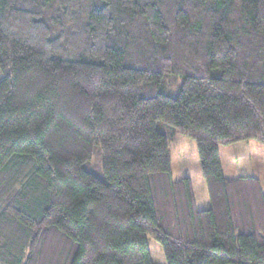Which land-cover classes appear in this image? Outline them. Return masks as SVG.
I'll return each instance as SVG.
<instances>
[{"label": "trees", "instance_id": "obj_1", "mask_svg": "<svg viewBox=\"0 0 264 264\" xmlns=\"http://www.w3.org/2000/svg\"><path fill=\"white\" fill-rule=\"evenodd\" d=\"M0 74V264H152L147 236L166 264H264L259 180L218 153L264 148V0H0Z\"/></svg>", "mask_w": 264, "mask_h": 264}, {"label": "rangeland", "instance_id": "obj_2", "mask_svg": "<svg viewBox=\"0 0 264 264\" xmlns=\"http://www.w3.org/2000/svg\"><path fill=\"white\" fill-rule=\"evenodd\" d=\"M169 79L170 77L167 78V81H169ZM174 79H178V82H180L181 80V78ZM160 91L175 96L177 88L175 87V89H173L168 86L167 88L160 89ZM158 129L162 132H167L169 128L159 123ZM239 146L247 147L244 152L242 150H239L240 147L236 148L235 145L218 147L220 162L223 165V173H225L228 177H237L238 175H243L241 169L247 164L248 160L244 157H241V155L244 156L245 154H248L249 157L252 158L251 164L253 166L255 175H257L262 180V182H264L263 176L260 175L261 168L263 169V163L262 166L259 163L261 159L264 161L263 146L256 141H245L244 143H242V145ZM168 150L170 158L171 177L173 180L180 179L185 175V173H188V176L193 180L195 184L197 182V179H201L202 182H204L201 177L197 150L193 140L180 134H176L174 138L168 139ZM229 164H232L234 166V170L232 172L226 170L225 172L224 168ZM89 170L97 175V172L93 167H90ZM197 208L202 210L203 206L200 205V203H197ZM145 239L151 263L166 264L160 245L149 236L145 237Z\"/></svg>", "mask_w": 264, "mask_h": 264}, {"label": "crops", "instance_id": "obj_3", "mask_svg": "<svg viewBox=\"0 0 264 264\" xmlns=\"http://www.w3.org/2000/svg\"><path fill=\"white\" fill-rule=\"evenodd\" d=\"M242 143H244V142L236 143V144H233V145H235L236 148L240 147L239 150H242L244 152L247 146H239V145H242ZM218 153H219V150H218ZM241 157H244V158H246L248 160L247 164L244 167H242V169H241L242 170L241 172H243L242 173L243 175H238L237 177H228L225 173H223V168H222L223 165L220 162L222 174L226 178L254 177V178L259 180V183H260V186H261V191H262V194L264 195V182H262V180L257 175H255L253 166L251 164V159L252 158H250L248 154H245L244 156L241 155ZM219 161H220V156H219ZM259 163L261 164V166H262V163H263V169L261 168L260 175L263 176V178H264V161L261 159L259 161ZM224 169H225V172H226V170L232 172L234 170V166L232 164H229ZM184 177H188L190 179V181H191V188H192V193H193V199H194L195 207L197 208V203H200V205L203 206L202 210L203 209H207L209 207V199H208V195H207V189H206V186H205V182H202L201 179L200 180L197 179V182L195 184L193 182V180L188 176V173H185V175L183 177H181V178H184ZM198 210H201V209H198Z\"/></svg>", "mask_w": 264, "mask_h": 264}]
</instances>
